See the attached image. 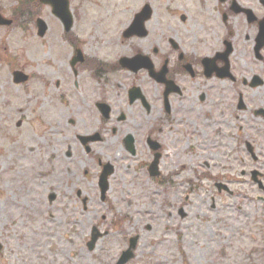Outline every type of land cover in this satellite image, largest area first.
Here are the masks:
<instances>
[{
	"label": "flooded vegetation",
	"instance_id": "af4514ba",
	"mask_svg": "<svg viewBox=\"0 0 264 264\" xmlns=\"http://www.w3.org/2000/svg\"><path fill=\"white\" fill-rule=\"evenodd\" d=\"M67 3V32L51 7L39 0H16L9 15L3 8L0 14L11 20L9 28L30 27L44 49L42 57L48 58L49 70L37 71V153L47 155L42 164L49 169L39 176L46 178L54 171L57 181L67 182L63 173L77 170L79 164L75 178L80 177L81 184L73 198L83 215L109 218V224H115L119 197L112 199L111 190L128 178L134 182L138 173L151 179L153 173L158 176L162 153L168 151L204 157L200 170L226 169L217 163L211 166L202 153H229L211 147V139L223 142L225 136L229 141L232 134L226 116L250 115L247 103L252 93L258 100L251 101H258L260 107L252 109L251 115L263 120L258 125L264 124V0L127 4L119 7L128 16L115 22L116 38L105 36L109 31L103 24L95 28L96 33L84 29L79 20L88 11L85 0ZM45 9L59 30L57 35L61 33L59 38H47L51 24ZM37 18L47 25L43 37L36 34ZM9 28L0 27L2 36ZM193 128H199V133ZM174 130L182 133L181 145H175ZM202 139L209 149L202 150ZM246 147L248 156L257 157L249 144ZM50 189L45 201L52 203L57 194ZM89 191L94 198L91 194L89 198ZM93 199L104 206L102 212ZM117 211L121 216V209ZM4 247L0 243V255ZM0 264L14 263L0 258Z\"/></svg>",
	"mask_w": 264,
	"mask_h": 264
},
{
	"label": "rangeland",
	"instance_id": "374dc122",
	"mask_svg": "<svg viewBox=\"0 0 264 264\" xmlns=\"http://www.w3.org/2000/svg\"><path fill=\"white\" fill-rule=\"evenodd\" d=\"M142 1L85 0L88 11L81 13L79 21L94 33L103 24L109 31L105 36L116 38L115 22L128 16L119 7H137ZM14 6L16 0H0L6 15ZM49 14L45 9L51 24L47 38H54L59 30ZM2 34L0 31V243L5 247L0 258L14 264H116L127 248L126 239L137 237L135 256L127 264H183V258L189 264H264V190L250 179V171H257L264 186V124L258 125L263 120L251 115L252 109L260 107L258 101H251L258 100L254 93L247 103L250 115L226 116L232 134L229 141L223 135V142L211 139V147L229 153H204L209 145L201 140L202 154L211 166L217 163L226 169L207 172L199 168L204 157L162 153L154 180L138 173L135 179H144L142 185L128 178L126 184L111 190L112 199L119 197L114 211L122 221L109 224V218L83 215L75 202L73 193L81 184L80 177L75 178L79 164H75L77 170L63 173L67 182L57 181L54 171L46 178L39 176L49 169L42 164L47 155L37 153V71L49 70L48 58L42 57L44 49L30 27ZM8 64L29 74V82L13 85ZM18 120L19 128L15 126ZM174 133L178 134L173 136L175 145H181L182 133ZM247 144L256 160L247 155ZM192 146L198 152L196 140ZM222 184L227 191L218 192L215 186ZM48 188L57 194L52 203L45 201ZM90 194L94 198L92 191L89 198ZM92 202L96 204V200ZM96 205L102 212L104 206ZM117 209L126 217L121 219ZM93 228L108 233L92 242Z\"/></svg>",
	"mask_w": 264,
	"mask_h": 264
},
{
	"label": "water",
	"instance_id": "95a60500",
	"mask_svg": "<svg viewBox=\"0 0 264 264\" xmlns=\"http://www.w3.org/2000/svg\"><path fill=\"white\" fill-rule=\"evenodd\" d=\"M25 80V76H23L21 73L15 72L14 73V81L15 83H19V82H23ZM95 239L92 240V242H94ZM89 248L91 249L92 246H89ZM129 252H131V248L128 250ZM127 253V252H126ZM124 253V255L126 254Z\"/></svg>",
	"mask_w": 264,
	"mask_h": 264
}]
</instances>
